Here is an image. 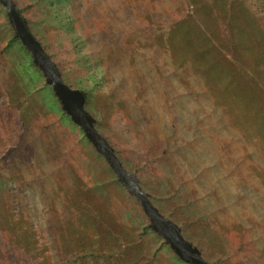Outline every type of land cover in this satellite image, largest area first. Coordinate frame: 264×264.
Instances as JSON below:
<instances>
[{
  "label": "rangeland",
  "instance_id": "374dc122",
  "mask_svg": "<svg viewBox=\"0 0 264 264\" xmlns=\"http://www.w3.org/2000/svg\"><path fill=\"white\" fill-rule=\"evenodd\" d=\"M13 1L160 214L212 264H264V0ZM32 64L0 3V264H189Z\"/></svg>",
  "mask_w": 264,
  "mask_h": 264
},
{
  "label": "water",
  "instance_id": "95a60500",
  "mask_svg": "<svg viewBox=\"0 0 264 264\" xmlns=\"http://www.w3.org/2000/svg\"><path fill=\"white\" fill-rule=\"evenodd\" d=\"M0 3L6 9L15 36L31 54L33 64L44 75L46 84L51 86L62 109L72 122L82 129L85 137L91 142L95 150L103 156L127 192L138 200L143 212L149 219L150 228L160 235L177 256L186 263L212 264L203 259L199 251L183 237L176 223L160 214L142 190L136 175L123 167L112 146L94 127L92 116L84 109L83 94L64 82L57 65L50 59L40 42L30 31L26 19L19 13L14 1L0 0Z\"/></svg>",
  "mask_w": 264,
  "mask_h": 264
},
{
  "label": "trees",
  "instance_id": "16d2710c",
  "mask_svg": "<svg viewBox=\"0 0 264 264\" xmlns=\"http://www.w3.org/2000/svg\"><path fill=\"white\" fill-rule=\"evenodd\" d=\"M15 4V3H14ZM17 7V6H16ZM18 8V7H17ZM18 11H19V13L26 19V21H27V24H28V18L27 17H25L24 16V14H23V11L20 9V8H18ZM177 16L175 15V16H173V15H171V18H170V20L172 19V27H175V28H178V27H180L181 26V24H183V26L185 25V26H187L188 27V23H185L186 21L184 20V19H179V18H176ZM9 21V20H8ZM9 23H10V21H9ZM28 26H29V24H28ZM182 27V26H181ZM29 29H30V26H29ZM30 31L33 33V35L36 37V35H35V33L30 29ZM15 35V34H14ZM16 37V36H15ZM17 38V37H16ZM18 39V38H17ZM36 39H37V37H36ZM39 41V40H38ZM40 42V41H39ZM41 44V43H40ZM24 46V45H23ZM45 50V49H44ZM2 51V50H1ZM28 51V50H27ZM46 51V50H45ZM29 52V51H28ZM47 53V52H46ZM48 54V53H47ZM31 55V54H30ZM49 56V55H48ZM50 57V56H49ZM50 59H52L51 57H50ZM52 61H54V60H52ZM33 63V62H32ZM55 63V62H54ZM32 65H34V64H32ZM57 65V64H56ZM58 67V66H57ZM36 68H38L37 66H36ZM39 69V68H38ZM40 70V69H39ZM58 70H59V72H60V69L58 68ZM41 72V71H40ZM60 74H61V72H60ZM40 76L42 77V78H45L44 77V75L42 74V72L40 73ZM62 77V76H61ZM63 79V78H62ZM64 80V79H63ZM82 94H83V97H84V103H85V99H87V94H85V92L84 91H82V90H80V89H78ZM31 97V96H30ZM56 97V96H55ZM58 100V99H57ZM20 100L19 99H17V100H15L14 102L12 101V102H3L2 104H4V105H8V106H10V104H14L15 105V110H16V112L18 113L19 112V116H22V117H20V121L22 122L20 125H19V128L17 127H14V122L16 121V119L14 118L13 120H11V123H13V128H11V129H9V137H10V143H9V145H8V152H10V154L13 152V151H15V150H17V147L19 146V144H20V142H18L21 138H22V136H23V133H24V126H25V120H24V111L26 110V109H28V106L30 105V104H24L23 102H19ZM25 102H27V101H29V99L28 100H24ZM59 102V101H58ZM59 110H60V114L62 115V116H64V115H66V112L62 109V107H61V105H60V103H59ZM1 116V115H0ZM93 125H94V127H95V124H94V121H93ZM96 128V127H95ZM82 130V129H81ZM96 130L98 131V129L96 128ZM104 137V136H103ZM105 139H106V137H104ZM107 140V139H106ZM9 141V140H8ZM117 177V176H116ZM138 179V178H137ZM117 180H118V178H117ZM119 181V180H118ZM132 195V194H131ZM90 196H91V194H90ZM94 195L92 194V197H93ZM133 196V195H132ZM94 202H95V205L94 206H97V204H98V202L96 201V200H93ZM99 205V204H98ZM99 209H100V207H99ZM91 213V214H90ZM96 215V213L94 212V214L92 213V212H88V215H87V217L85 218V216L83 215V217L82 218H80L81 219V221L82 220H86V225H84V222H83V225H84V227H86V228H89V227H92V229L94 228L93 226H91V221H90V218L92 217V216H95ZM98 215H96V217H97ZM147 216V215H146ZM148 218V217H147ZM98 220V219H97ZM80 221V222H81ZM148 222H149V219H148ZM100 223H105V222H102V220H101V222ZM174 223H176L177 224V226L180 228V226H179V224L176 222V221H174ZM92 225H93V223H92ZM105 225H106V223H105ZM87 226H89V227H87ZM146 228H150V226H149V223H148V225H146ZM91 229V230H92ZM180 231H181V228H180ZM181 233H182V231H181ZM160 236V235H159ZM161 237V236H160ZM184 237V236H183ZM88 238H90V236H88L87 238H86V240H87V242H88ZM162 238V237H161ZM185 238V237H184ZM186 239V238H185ZM187 240V239H186ZM118 242H119V239L117 240ZM164 241V240H163ZM121 242V241H120ZM165 242V241H164ZM97 243H101V241H100V237H99V235H97L96 234V230H95V228H94V230H93V237L92 238H90V242H89V244H87L86 245V248L85 249H83L84 250V252H85V254H86V256H87V258L90 260V262H92V261H97V260H101V259H104V258H108V259H110V258H112V256L114 255V250H115V248L113 249H111L110 251H108V253L106 254L105 252V254L104 253H102L101 252V250L97 247L98 245H97ZM135 244H136V241H134L133 240V242H130V241H128V242H126L125 244H124V246L123 247H121L120 249H118L117 251H118V254H123L126 250H129V249H132L134 246H135ZM192 244V243H191ZM168 245V244H167ZM192 246H194L193 244H192ZM198 251H199V254H200V256L202 257V255H201V251L199 250V248L197 247V246H194ZM82 256H85L84 254L83 255H81V257ZM81 257H76V258H78V259H81ZM142 258H143V255L142 254H138V256L137 257H135L134 258V256H133V259H129V261H127V264H139V262H140V259L142 260ZM203 258V257H202ZM204 259V258H203ZM72 263H74V261H71ZM71 262H70V264H71ZM138 262V263H137ZM75 263H77V262H75ZM69 264V263H68Z\"/></svg>",
  "mask_w": 264,
  "mask_h": 264
}]
</instances>
